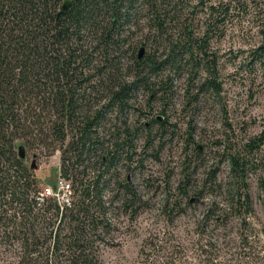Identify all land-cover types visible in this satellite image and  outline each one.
<instances>
[{
  "label": "trees",
  "instance_id": "trees-1",
  "mask_svg": "<svg viewBox=\"0 0 264 264\" xmlns=\"http://www.w3.org/2000/svg\"><path fill=\"white\" fill-rule=\"evenodd\" d=\"M65 3L0 0V232L20 246L14 264H104L96 246L101 243L100 227L109 230L110 224L92 212L106 210L103 189L109 179L100 169L121 164L127 170L139 155L136 120L132 129L125 120L121 140H112L108 133L110 147L102 145L108 135L107 115L135 107L140 94L146 97V112L153 113L154 100L161 99L158 109L163 114H153V122L159 125L157 132L168 131L172 77L187 70L194 87L193 81L202 79L191 97L194 101H199L200 91L220 95L226 63L214 51V39L222 41L233 25L242 29L251 4L260 8L254 17L264 13L256 0H71L66 7ZM142 19L145 23L140 25ZM139 25L143 37L135 46L123 47ZM128 30L132 33L124 35ZM258 33L255 47L231 55L232 64L240 60L234 74H252L264 64V23ZM157 46H164V51ZM243 51L248 55H241ZM124 58L132 62L125 74ZM131 73L132 79H127ZM158 116L164 119L157 120ZM144 128L146 149L153 141L151 123ZM58 141L65 153H74L61 159V174L72 179L75 188L72 203L64 209L52 197L39 201L35 169L19 156L21 143L26 150L39 145L53 152ZM263 143L264 130L246 146L255 151ZM228 148L223 160H229L234 171L244 172L242 151ZM92 156L96 159L89 170ZM123 181L127 183V176ZM126 188L127 201L134 202L137 193L127 184Z\"/></svg>",
  "mask_w": 264,
  "mask_h": 264
},
{
  "label": "rangeland",
  "instance_id": "rangeland-1",
  "mask_svg": "<svg viewBox=\"0 0 264 264\" xmlns=\"http://www.w3.org/2000/svg\"><path fill=\"white\" fill-rule=\"evenodd\" d=\"M256 1L264 9V0ZM250 7L252 12L242 29L233 25L222 41L214 39L213 49L226 63L220 95L200 91L199 101L191 99L202 79L193 81L194 87L191 74L184 70L171 80L174 95L166 113L168 131L157 132L159 125L153 122L155 114H163L158 109L162 100H154L157 109L147 113L146 97L141 94L139 104L124 111L116 126L113 120L108 123L110 132L121 127L123 137L125 118L131 129L130 124L137 121L139 155L127 170L121 164L100 169L109 179L103 189L106 210L93 208L92 212L110 224L109 230L100 227L101 243L96 246L104 264H264V143L255 151L246 146L251 137L264 130V64L252 74H234L240 60L236 64L230 61L231 55L247 51L260 41L258 29L264 23V13L254 17L255 9L260 8ZM144 23L142 19L140 25ZM202 23L203 29V18ZM140 25L134 26L137 34L123 47L135 46L138 37H143ZM164 49L160 46L158 51ZM121 65L125 74L132 62L124 58ZM132 77V73L126 75L127 79ZM160 119L164 118L158 116ZM148 122L155 140L151 138L152 144L144 149V126L148 128ZM106 138L102 145L110 147ZM55 143L58 146L53 152L39 145L26 150L29 166L36 156L39 190L54 184L61 175L63 155L74 156L71 151L65 153L61 141ZM228 147L242 151L244 172L234 171L231 162L223 160ZM94 159L92 156L87 161L89 170ZM116 168L122 174L117 175ZM124 176L127 183H121ZM126 184L137 193L134 202L127 201ZM19 247L17 240H7L0 232V264H14Z\"/></svg>",
  "mask_w": 264,
  "mask_h": 264
},
{
  "label": "built area",
  "instance_id": "built-area-1",
  "mask_svg": "<svg viewBox=\"0 0 264 264\" xmlns=\"http://www.w3.org/2000/svg\"><path fill=\"white\" fill-rule=\"evenodd\" d=\"M74 194L75 188L72 179L61 174L54 184L43 187L38 195V199L43 202L47 198L52 197L64 209L72 203Z\"/></svg>",
  "mask_w": 264,
  "mask_h": 264
},
{
  "label": "flooded vegetation",
  "instance_id": "flooded-vegetation-1",
  "mask_svg": "<svg viewBox=\"0 0 264 264\" xmlns=\"http://www.w3.org/2000/svg\"><path fill=\"white\" fill-rule=\"evenodd\" d=\"M112 112H109V114H110V116H109V121H108V123H110L111 122V120H113L114 121V126H116L115 125V122L117 121V119H121V117L123 116L122 114H115V115H113L112 116V114H111ZM108 114V115H109ZM107 115V116H108ZM117 115H119V117L120 118H117ZM124 117V116H123ZM125 120H128L127 118H125ZM149 123V125L148 126H150V122H148ZM147 125V124H146ZM147 126V127H148ZM118 129L119 130H117V131H115V129L113 130V131H109L110 129L108 128V126H107V128H106V133L108 134V133H110V135L112 136V140H121V137H120V130H121V128H119L118 127ZM109 134L107 135L108 136V138H109V136H110ZM118 136H119V138H118ZM155 140V138H153V141ZM133 161H134V159H133ZM132 164H133V162H132Z\"/></svg>",
  "mask_w": 264,
  "mask_h": 264
},
{
  "label": "water",
  "instance_id": "water-1",
  "mask_svg": "<svg viewBox=\"0 0 264 264\" xmlns=\"http://www.w3.org/2000/svg\"><path fill=\"white\" fill-rule=\"evenodd\" d=\"M70 1H71V0H66L65 7L70 3ZM143 53H144V50L142 49V51H141V53H140V54H141L140 56H142ZM19 156H20L22 159H25V158H26V146H25L24 143H21V144L19 145ZM31 167H32L33 169H36V168L38 167V165H37V163H36V156H34V160H33V163H32V165H31Z\"/></svg>",
  "mask_w": 264,
  "mask_h": 264
}]
</instances>
